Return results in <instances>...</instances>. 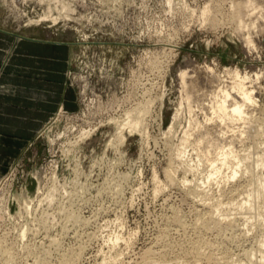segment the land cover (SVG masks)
Segmentation results:
<instances>
[{
  "label": "rangeland",
  "instance_id": "374dc122",
  "mask_svg": "<svg viewBox=\"0 0 264 264\" xmlns=\"http://www.w3.org/2000/svg\"><path fill=\"white\" fill-rule=\"evenodd\" d=\"M241 1L0 0V40L67 48L62 84L70 96L18 155H8L17 141L0 149L1 185L33 198L20 210L2 195L0 264H257L247 254L260 225L238 237L220 221L239 211L218 205L239 199L251 177L203 182L211 167L198 162V135L188 125L190 116H202L193 106L189 114L178 77L204 62L258 72L256 99L264 104V25L248 48L229 18ZM256 111L250 108V132L238 150L264 149V115ZM128 114L140 118L132 134L124 127ZM259 119L262 136L254 134Z\"/></svg>",
  "mask_w": 264,
  "mask_h": 264
},
{
  "label": "bare ground",
  "instance_id": "6f19581e",
  "mask_svg": "<svg viewBox=\"0 0 264 264\" xmlns=\"http://www.w3.org/2000/svg\"><path fill=\"white\" fill-rule=\"evenodd\" d=\"M262 1L263 2L245 0L236 2L233 4V7H231V14L229 16L230 21L235 24V33H240V35H235L240 36V39H242L241 33H243L245 37L243 36L244 38L242 41H244L243 43L248 48L254 46L251 39L252 32L258 31L259 26L264 25V8L262 6L264 0ZM66 7L65 5L63 10H67ZM192 12L194 13V11H191V13ZM210 13L208 6L203 8L201 11L204 20L203 23L207 22L206 19ZM44 16L43 18L47 17ZM208 21V25L211 27L217 25L216 20L211 19ZM197 67L195 68L197 69ZM195 68L190 71L179 70L178 77L181 101L186 104L189 114L193 113V106L196 107L200 116H202V122L197 121L196 118L194 119V115L190 116L188 119L189 128L194 127L198 135L197 140L194 142V146L198 150L197 160L198 162H206L211 167L210 171L202 180L208 183L210 181H216L220 177L225 179L224 183L227 184V182L236 181L244 176L251 177V182H248V185L243 187L244 190L241 191L242 194L239 199L230 203H223V201L218 202V205H227L229 210L239 211L236 214H232L233 216L236 215L235 217H230V215L221 219V224L224 222L225 225H221L220 227L227 229L228 227L230 229L233 227L234 233H238L235 235L238 237L243 235L244 239L246 233H252L253 235L254 229L258 230L255 227L260 225L258 236H253L255 248L253 247L254 250L252 251L251 249V252L248 253L247 256L251 257V259L259 258L258 261H254L257 264H264V224H260V222H264V149L249 153L245 149L238 150L236 148L237 144L239 145L245 140L246 133L250 132L249 124L253 119L251 118L250 108H253L254 111L259 110V112L262 113L261 116L264 115V104L260 105L256 99L257 95L255 92L256 83L262 79L261 75L258 72V74L256 73L254 76H249L247 73L242 74L237 68H223L222 71H220L213 67V64H207L206 62H204L202 67H199V70H195ZM261 74H263V72H261ZM257 88L258 87H256V89ZM148 108L149 107L141 108L138 112V116H145L148 113ZM139 117L134 121L131 115H127V122L124 124V127L127 128L129 134L137 131L140 124ZM259 120L261 121L255 123L254 134L262 136L263 132L261 126L264 121L262 122V119ZM229 134H237V136L232 135V137L229 138ZM231 138H236L238 141L236 143L235 141L234 143H228V140ZM223 140H225L227 144H225ZM52 141L53 139L50 138L49 144ZM186 141L187 139L184 137L181 140V144L183 145ZM1 184L2 183H0V201L2 195L8 193V196L15 202L18 209L26 210L31 206L33 198L30 195L21 190L17 192L7 190ZM37 186L39 190L40 186ZM56 189L57 186H52V192L56 191ZM219 209L220 207L218 208V206L212 207L216 215L221 217V215H219ZM68 219L78 221L75 216H70ZM238 219L243 220V225H241L243 226L242 229L239 227L240 225H234L233 223L239 221ZM114 241L115 243L118 242L119 237L116 236Z\"/></svg>",
  "mask_w": 264,
  "mask_h": 264
},
{
  "label": "crops",
  "instance_id": "0c3cea01",
  "mask_svg": "<svg viewBox=\"0 0 264 264\" xmlns=\"http://www.w3.org/2000/svg\"><path fill=\"white\" fill-rule=\"evenodd\" d=\"M64 47L26 37L0 40V149H6V140L18 143L15 152L8 149V155H18L53 110L70 100L62 84ZM5 153L0 152V157Z\"/></svg>",
  "mask_w": 264,
  "mask_h": 264
}]
</instances>
